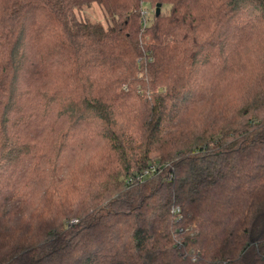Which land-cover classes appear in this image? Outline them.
Segmentation results:
<instances>
[{
	"label": "trees",
	"instance_id": "trees-1",
	"mask_svg": "<svg viewBox=\"0 0 264 264\" xmlns=\"http://www.w3.org/2000/svg\"><path fill=\"white\" fill-rule=\"evenodd\" d=\"M92 5L107 27L77 19ZM249 86L264 87V0H0V215L25 221L0 264H264ZM188 117L204 130L173 140ZM45 183L47 218L28 215Z\"/></svg>",
	"mask_w": 264,
	"mask_h": 264
},
{
	"label": "clouds",
	"instance_id": "clouds-1",
	"mask_svg": "<svg viewBox=\"0 0 264 264\" xmlns=\"http://www.w3.org/2000/svg\"><path fill=\"white\" fill-rule=\"evenodd\" d=\"M244 96L245 101L249 104L257 103V102H264V87H257V86H249L245 89V92L241 93ZM100 115L106 116L107 113H101ZM220 113L218 112H210L207 117V121L210 122L211 120L215 119L219 116ZM140 119L139 116L133 115L131 120L138 121ZM206 126L205 119L200 117L192 118L188 117L184 121L183 127H178V130L174 132H170V135L173 140H180L182 137L186 135L194 134L197 130L203 131ZM150 130V128H149ZM237 177H228L227 179H236ZM239 179L244 184H252L253 182H247V177L241 176ZM260 179L256 180L259 181ZM255 182V181H254ZM52 190L50 189L47 183L36 193L37 199L39 201V209L33 208L28 215H36L37 217L43 215V217L47 218V213L45 211V205L47 203V199L51 196ZM202 199L208 198L212 200V204L210 207H214L215 203L219 200V194L213 196L212 194H208L207 197H201ZM7 215L2 216L0 215V236L5 234V230L10 227V219L15 220L18 227H21L25 224L23 216L19 218L16 217V213L11 210H5Z\"/></svg>",
	"mask_w": 264,
	"mask_h": 264
},
{
	"label": "rangeland",
	"instance_id": "rangeland-1",
	"mask_svg": "<svg viewBox=\"0 0 264 264\" xmlns=\"http://www.w3.org/2000/svg\"><path fill=\"white\" fill-rule=\"evenodd\" d=\"M151 11V10H149ZM107 15L99 6L92 5L90 8H87L83 10L82 12H77L76 17L80 21H88L95 24H100L105 27H107V21L109 19ZM72 157V156H71ZM71 157H69L71 159ZM68 158V159H69ZM82 161H85L86 158L84 156L81 157ZM68 160L69 163H72V161ZM76 161H79V158L76 159ZM76 164H78L76 162Z\"/></svg>",
	"mask_w": 264,
	"mask_h": 264
},
{
	"label": "built area",
	"instance_id": "built-area-1",
	"mask_svg": "<svg viewBox=\"0 0 264 264\" xmlns=\"http://www.w3.org/2000/svg\"><path fill=\"white\" fill-rule=\"evenodd\" d=\"M143 15H144V18H145L144 20H146L148 18L150 19L153 16V12L152 11H149V10H145L143 12ZM156 171H157V168L156 167H151L150 169H148L144 173H142L139 176H137L136 177V181L137 182H144L149 177H151V175L154 174ZM177 212H179V211H177ZM256 246L257 247H260L259 245H256ZM260 248H263L262 251H261V253H260V258L264 261V242L261 244V247ZM199 256H200L199 253H197L195 251H192L191 252V261H192L193 264L198 263ZM212 264H236V263L231 262V261L215 260Z\"/></svg>",
	"mask_w": 264,
	"mask_h": 264
},
{
	"label": "water",
	"instance_id": "water-1",
	"mask_svg": "<svg viewBox=\"0 0 264 264\" xmlns=\"http://www.w3.org/2000/svg\"><path fill=\"white\" fill-rule=\"evenodd\" d=\"M156 9H157L156 10L157 16H159L160 11H161V5L159 4Z\"/></svg>",
	"mask_w": 264,
	"mask_h": 264
}]
</instances>
